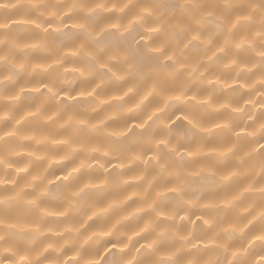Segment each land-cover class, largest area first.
Here are the masks:
<instances>
[{
    "label": "clouds",
    "instance_id": "clouds-1",
    "mask_svg": "<svg viewBox=\"0 0 264 264\" xmlns=\"http://www.w3.org/2000/svg\"><path fill=\"white\" fill-rule=\"evenodd\" d=\"M0 264H264V0H0Z\"/></svg>",
    "mask_w": 264,
    "mask_h": 264
}]
</instances>
